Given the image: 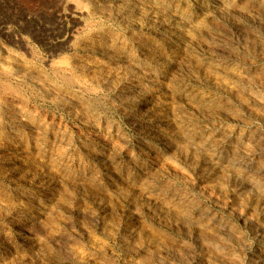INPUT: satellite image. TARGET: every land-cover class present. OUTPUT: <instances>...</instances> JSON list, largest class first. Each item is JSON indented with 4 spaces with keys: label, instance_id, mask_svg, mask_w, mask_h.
I'll return each instance as SVG.
<instances>
[{
    "label": "rangeland",
    "instance_id": "rangeland-1",
    "mask_svg": "<svg viewBox=\"0 0 264 264\" xmlns=\"http://www.w3.org/2000/svg\"><path fill=\"white\" fill-rule=\"evenodd\" d=\"M0 264H264V0H0Z\"/></svg>",
    "mask_w": 264,
    "mask_h": 264
},
{
    "label": "bare ground",
    "instance_id": "bare-ground-1",
    "mask_svg": "<svg viewBox=\"0 0 264 264\" xmlns=\"http://www.w3.org/2000/svg\"><path fill=\"white\" fill-rule=\"evenodd\" d=\"M6 83V82H5ZM2 85V84H1ZM9 90V89H8Z\"/></svg>",
    "mask_w": 264,
    "mask_h": 264
}]
</instances>
